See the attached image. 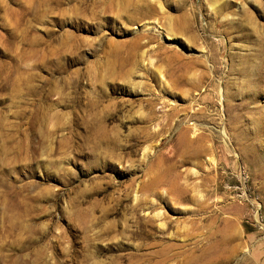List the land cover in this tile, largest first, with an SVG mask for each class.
<instances>
[{
  "label": "rangeland",
  "instance_id": "374dc122",
  "mask_svg": "<svg viewBox=\"0 0 264 264\" xmlns=\"http://www.w3.org/2000/svg\"><path fill=\"white\" fill-rule=\"evenodd\" d=\"M0 264H264V0H0Z\"/></svg>",
  "mask_w": 264,
  "mask_h": 264
}]
</instances>
